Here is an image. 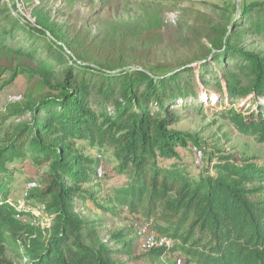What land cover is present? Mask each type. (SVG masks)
Listing matches in <instances>:
<instances>
[{
  "label": "trees",
  "instance_id": "16d2710c",
  "mask_svg": "<svg viewBox=\"0 0 264 264\" xmlns=\"http://www.w3.org/2000/svg\"><path fill=\"white\" fill-rule=\"evenodd\" d=\"M7 4L0 0V80L10 77L0 90L19 75H27L28 86L22 99L0 110V125L18 120L0 133V264H14L8 244L24 264L138 263L144 254L134 252L135 244L141 247L134 222L150 220L172 241L141 247L152 261L182 251L172 264L180 257L183 264H264V163L222 157L215 174L208 163L193 176L179 152L189 135L173 128L179 116L172 108L198 99L202 90L217 92L213 103L224 100L219 106L239 131L264 142V57L241 46L246 32L264 37V0L242 8L247 22L212 29L201 49L204 62L173 73L135 66L134 56L87 62L64 24L20 18ZM78 141L109 147L116 174L126 177L108 197L134 218V232L111 235L118 248L88 227L80 211L97 201L84 183L106 174L98 176L101 158L84 156ZM27 158L40 179L32 178L27 198L14 202L17 165ZM134 233L136 243L127 240Z\"/></svg>",
  "mask_w": 264,
  "mask_h": 264
},
{
  "label": "rangeland",
  "instance_id": "374dc122",
  "mask_svg": "<svg viewBox=\"0 0 264 264\" xmlns=\"http://www.w3.org/2000/svg\"><path fill=\"white\" fill-rule=\"evenodd\" d=\"M257 1L263 0H7V6L13 9L15 16L26 17L32 22L41 19L50 24H64V34L87 62L98 57H122L127 60L134 56L138 60L135 66L158 65V72L173 73L204 62L206 57L202 56L201 49L207 43L206 36L213 32L212 29L228 21L231 24L237 20L247 22L240 17L242 8ZM244 38L241 44L243 48L264 57V37L246 32ZM192 76L199 80V71H194ZM9 77L10 74L5 73L0 84L2 81L7 82ZM27 86V75H19L11 84L4 85L0 90V110L10 95L21 96ZM201 92L198 99L192 98L186 103L180 101L172 107L179 116L173 128L189 135L188 145L179 149L185 170L197 177L210 163V171L215 174L214 162L222 157L264 163V142H260L254 135L239 131L223 112L224 107L219 106L224 104V100L213 103L219 100L217 92ZM200 101L203 106L198 109ZM247 103L251 104V100ZM4 113L0 112V117ZM17 121L12 117L1 124L0 133L3 135L10 122ZM76 146L83 148L84 156L92 160L101 158L98 168L101 167L103 174H106L104 179L95 180L91 176L84 183L85 188L96 192L97 201H90L80 211L88 221V227L109 240L110 246L118 248L121 242L113 240L111 235L116 232H134V218L126 208L119 203L115 205L108 197L124 184L126 177L116 174V158L109 147L91 146L81 141ZM195 147L204 150L207 161L205 159L199 164L196 162ZM17 166L19 169L15 172L10 192L14 202L27 198L28 191L34 185L29 183L32 178L40 179L30 158ZM129 239L136 243L135 233ZM134 252L137 256H144L140 262L132 264H172L175 256L184 254L178 251L173 254L172 260L166 258L152 261L136 244ZM7 256L14 264H24L19 250L11 244H8Z\"/></svg>",
  "mask_w": 264,
  "mask_h": 264
},
{
  "label": "built area",
  "instance_id": "2783aa9c",
  "mask_svg": "<svg viewBox=\"0 0 264 264\" xmlns=\"http://www.w3.org/2000/svg\"><path fill=\"white\" fill-rule=\"evenodd\" d=\"M21 96L10 95L8 101L19 100ZM194 152H195L196 162L198 164L200 162H203L205 156L204 150L202 148L195 147ZM97 173L99 177L103 176V170L101 167L97 169ZM35 213L39 214L40 211L35 210ZM134 225L136 226L137 235L141 243V247L144 250L158 248L163 245L170 246L172 244V241L169 237L163 236L162 234L158 233L155 230V228L153 227L152 220L145 222L135 221ZM183 261H184L183 257H180L177 260V264H183Z\"/></svg>",
  "mask_w": 264,
  "mask_h": 264
}]
</instances>
